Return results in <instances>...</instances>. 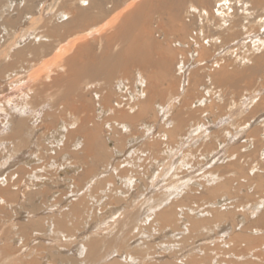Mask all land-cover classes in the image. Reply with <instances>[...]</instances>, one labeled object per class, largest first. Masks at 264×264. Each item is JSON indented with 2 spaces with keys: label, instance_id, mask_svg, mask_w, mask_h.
<instances>
[{
  "label": "bare ground",
  "instance_id": "1",
  "mask_svg": "<svg viewBox=\"0 0 264 264\" xmlns=\"http://www.w3.org/2000/svg\"><path fill=\"white\" fill-rule=\"evenodd\" d=\"M56 1H54L55 2L54 4H56ZM222 1H224V3L226 4L225 0H130L127 6H125L122 11L118 12L117 11L118 0H59L57 1L56 8L54 9L55 10L54 13L53 14L50 13L52 15L49 18L48 22L46 23L44 22L41 24V27H38L39 28L38 33H35V28L33 26L29 28L31 29V32L33 31V34L31 36L33 40L28 41L27 43L20 46L18 49H16L15 51L9 54V52H11L10 51L11 46L12 45L16 46L15 43L19 40V38L20 39L23 38L24 35L26 36V33H28V27L27 29H25L26 31L23 32L19 31L16 33V31L12 30L14 29V27H19V25L23 22V14L30 13L31 9L33 8H36L37 12L42 13L45 8L43 9V6L40 4L43 2V0L42 2H40V0H19L17 3L12 0H0L1 3L0 29L6 31V36H8V37L5 36L1 37L0 35V81L2 82L1 85L4 84L6 86L5 88H8V90L13 91L12 93L18 91L23 86L22 84L23 81H18L19 77L17 76L19 74H17V72L18 71L21 72V70L23 69V64L28 62L29 59L37 60L40 58L41 60L37 63L35 60L34 65L36 64L37 65L35 67L34 65H32L34 68L31 69V71L27 74L26 78L28 79V81L32 83V86L26 89V91L23 93L20 91L21 94L15 97L16 100L19 99L20 102L19 103L14 102L15 106H11V104L13 103V99H8V100L6 99L7 101H5L3 104L0 103V110H4V111L7 110V112L9 113V118L4 119V121L2 122L3 136H1L2 139H0L2 140L0 142L4 146L3 150L4 152H6L5 154L6 157L0 163V198L2 197L0 201L4 202L6 200L7 202L8 200H12L13 196H15L14 195L15 193L16 194L18 193V195L16 196L22 201H24L23 199L26 198L25 194L27 193V191H29V193L27 194L28 200L26 204H24V207H28V208L30 207L26 211L27 214L29 215L28 216L29 219H27L24 222L19 221L18 219L16 221V224L18 223V229H20V232L24 237L29 235L30 232L32 233L34 232L33 234L34 237L31 240H29V243L25 241L24 246H27L25 248L23 247V245L19 246V244L22 243L24 240L18 242V240L14 237L17 231L15 233L14 232L12 233L13 230L10 229L11 234H9V238L11 236L12 238L10 239H13L14 241V243L12 244L18 243L17 247L19 246V248H17L16 245L14 246L10 244L12 241L10 243H8L9 241L8 242L4 241L3 244L2 243L0 244L1 260L2 259L3 261L6 260L5 263L13 261L15 262L13 264H17V263L19 264V262L20 263L25 262L24 260L27 259L30 260L29 264H40L41 262L42 264L43 263L51 264L49 262L50 260L51 262H53L52 264H264V197H260L258 199L259 201H257L258 203L253 202L250 203L249 205L242 206V207H253L251 210L247 208L249 211L246 210L248 213L250 212L248 218L251 219L252 222L250 223H253V227L247 226L244 227L243 230L237 229V231H241V232L236 233L235 231L236 235L231 237L229 236L230 238H226L225 235L223 234L217 236L216 238L215 237L216 235L214 236V232H213L214 227L210 224L215 220L217 221L218 219H221V216L220 214H218V212L222 210L218 211L219 209H222L223 207L234 206L233 202L230 203L231 201L230 199L225 198V196L222 195L220 196V193L223 192L219 191L220 190L219 188H223L221 186H226V184L229 183V180H227V178H225L224 180V177H222V173L221 174L219 173L220 174L219 175L217 174L218 172L217 173L211 172L214 170H211L210 172L202 176V178H204L203 181L206 182L204 185L207 184L210 188L208 192H205L206 195L204 196V198L206 197L207 200L205 202H202L203 206L201 204H199L200 206L199 205L196 206V207H200L198 210H195L193 208L189 209L188 207L190 206L192 207V205L190 204V206H188L189 204L187 205L186 203H188L187 201L189 200L192 202L194 199L193 198L194 195L200 194L198 192V190H200V188L198 189V185L201 186L202 183L192 184L193 187L191 185V189L190 187H187L189 188L190 191L187 189L188 191L185 192L187 193V195L184 193L186 196L182 198H181V194L183 196V192L181 188H180L181 191H178L179 193L178 192L170 193L169 192L170 188H168L166 189L168 193L166 192L163 193L161 198H156L158 193L157 195H155L156 190L155 191L152 190V192L154 191L155 193L154 195L156 202L154 204L152 203L154 201H150L152 203L153 208H151V210L147 212L145 211L146 209L143 210V208H141L142 204H139L141 201L138 203L139 205H135L136 202L133 201H132L133 203L132 202L129 203L128 199H131L132 197L130 196L131 198L126 199V197L128 196V190H125L127 191V193L125 191L123 192L121 190H118L116 188L117 184L115 185L113 183H116L114 182V178H117L116 180L118 181L122 180V183L128 189L130 186H132L131 182L133 183L135 180L134 179L135 177L134 178L131 177L132 175L131 171L134 172L132 173L134 174V176H136V178L138 175L141 176V174L144 176L145 171L148 170L147 168L149 167L147 163H150L148 161L147 163L145 162L144 159L146 158L145 153H148V155H152L151 148L158 149L160 141H157L158 139L156 141L154 140V142H151L149 140L144 141L139 146L140 149L137 150L136 147L133 149L130 146L131 149L133 150H130L129 153H127L128 160L123 159L122 162H120L119 160H114L115 158L111 159L112 154L116 153L120 155V153L122 154V152H124L125 150L121 152L118 150L114 151L115 149L113 147L108 148V145L104 141L101 132L102 124L104 123L106 125V122H109L110 120L109 118H105L104 116L102 117V113L106 112L107 114L110 115L112 114L114 120L136 123L139 119L141 120L149 114V109H153L151 108V106H153L152 104L153 100L154 98H157L155 96H158L163 92V89H166V88L162 89L161 85L163 83H168V81L170 80L169 74L171 76L172 68L174 65H175L174 66L175 72L176 74L179 75L180 80L183 79V78L181 79V75L185 76V71L187 67V65H185L186 64L185 62H187L189 59L194 60L193 61L194 63L202 66L200 67L201 68L200 70L204 73V71H206L205 70L206 63H208L212 58L211 57L212 51L213 50L215 51V49L218 47L221 46L223 47L224 45L227 46V44L231 41L233 42L232 37H235V34L238 33L239 29H237V27H239L240 25L235 23H228L227 26H225L224 23L223 25L220 22V21L226 22V19L229 17V13H230L228 12V9L229 10L231 9V6L225 8V5L222 3ZM187 2H189V5L188 6L186 5L187 8L184 9V6ZM213 3H215V5ZM251 3H250V7L252 8L255 7V5H257L256 9L257 8L264 9L263 7L264 0H251ZM48 6L50 5L48 4ZM215 7L218 8V10L215 11L216 9ZM154 11L156 12V15L155 14L154 15L158 16L157 18H159V20L155 21L154 19V21H152L153 17L151 16ZM108 14H111L110 18L107 19V22L105 24L101 25L100 24V21L102 20L101 18L106 17ZM42 15L41 17L44 18V16ZM161 16L162 17L165 16L164 17L165 23L161 20L162 18L160 19ZM263 16L264 15H262V17ZM27 20L28 19H26L25 21L27 22ZM53 20L57 22L53 23L52 22ZM186 21H188L189 24ZM153 22H155L156 26L152 25ZM194 24L196 25L192 26ZM221 26H223L222 29ZM9 29H11L10 33H9ZM174 38L176 39L174 41H171ZM170 42L174 47L173 49L170 46ZM254 46H256L257 49H260L262 51L254 58L252 56L253 59H251V61L250 59H248V61H250L249 65L245 68V70L243 69L242 72L239 71L229 72L227 69H225L227 68L225 67L227 63L224 64L225 60L221 58L223 65L221 63H217L216 60L213 61V63L217 64L219 70L216 73L214 72L215 74H210V73L205 74L206 77L208 76L207 78L211 80V82H215L217 85L219 84L218 81L219 78L226 79L228 83L230 82L229 85L231 87L239 86L238 81H240V78H243L244 84L246 85V90L248 89L250 90L253 87V84L257 83V82L254 83V81H256L255 79L257 78V74L264 67V40H257L255 43H253V46L250 47H254ZM176 58H177L176 61L177 63L174 64V60H176ZM31 62H28V66H30L29 64ZM55 67L58 68L60 67L61 71H58L55 74H53V71H51V69L53 70L55 69ZM188 70H192V68ZM132 73H133V78L135 79V81L133 80V82L138 85V88H136L135 91L134 89H132L133 92L131 90V93L130 94L128 93L129 96H125L127 94L123 95V92L119 90V88L120 89L124 88V87L121 88V86H123L122 82L121 85L120 84L118 85V90H116V87L117 84L119 83L118 81H120L119 80L120 77L124 78L127 77V75L129 74H130L129 76H131ZM198 74H199L198 69L197 70L194 69V71L191 73V77L195 78L193 83L196 85L200 82L203 76L199 74L201 76L199 77ZM229 76L232 79L230 81L229 79H227ZM22 80L25 79L23 78ZM142 80L144 81L143 86H142ZM186 83L187 84L185 87L189 85L188 82ZM178 85H180V83H178ZM198 86H200V84H198L196 88H198ZM193 88H195V86ZM167 89L170 88L168 87ZM168 91L169 90H167L166 92ZM117 94L120 95L118 99L119 101H115L114 105L116 107L114 106L112 107L113 104L112 105L109 104ZM183 96L185 97V95ZM259 98L261 99H258L256 103L253 105V107H251L250 111L248 112V115L249 114L254 115L258 112L260 108L264 107V99L261 96H259ZM254 99L255 97L253 96L247 101V103L252 104ZM202 100H198V101H202ZM167 102L165 103L166 105H164L165 107L158 105L159 111L160 108H162V110L160 111L162 115L161 117L162 123L161 124L159 123L162 126L159 125L160 127V129H158L159 137L161 138L165 148H167L168 145L171 146V144L172 145L179 144L182 147L185 141L187 142L193 141L194 143L198 138H203L202 141L207 140L208 143L211 145L213 144V142H215L216 144L218 140L217 135L216 137L214 135H213L214 137H212L211 133H208L206 131L207 128H200L206 125L204 121L203 122L201 121L202 119H200L199 121L194 120L195 115H197V113L199 112L198 110H191L193 107L191 109L186 108L184 110V107H182L181 104L178 103L180 104L179 105L180 107L178 108V110L173 111L174 109L170 107V105L167 104ZM5 106H7L8 108H6ZM44 106L46 107V109H44L43 111L44 115H42L43 116L42 119L41 116L39 119L37 117L39 116V114L36 113L35 108L44 107ZM124 107L126 108L127 112L129 111V114L125 111ZM240 107L244 108V105L243 106L239 105V108H237V110L238 109L240 110ZM109 108L110 109L113 108L114 111L109 110ZM116 108H118L119 110L116 111L115 110ZM29 110L31 111L30 113L28 112ZM243 110L239 111L238 115H241V113L244 112ZM159 111L157 113L160 114ZM202 111L205 110L203 109L200 110V113H202V115H206L205 112ZM112 115L110 116V118L112 117ZM192 118L194 120V122H192L193 126L188 124V122ZM39 120L47 121L49 125L53 124L57 126V128L58 126H60L61 128V129L59 128L60 133H58L57 135L55 134L54 138L53 135L44 133L49 131L48 127L50 126H47V129L45 128L48 131L46 130L43 131L42 128V131L40 132H43L44 135L43 140L47 141V142L44 141V144L42 143V145L36 144V142H38L36 138L37 133L40 130L38 125ZM140 120L139 122L142 121ZM230 120L231 119H229V121ZM31 121L32 122L34 121L32 125L29 124V122ZM110 124L111 123H107L106 127L111 128ZM126 125L121 124L122 130L125 132L128 128ZM248 125L250 126V124ZM261 125H262L261 131H264V123H262ZM247 127L248 126H244L243 128H247ZM57 128L56 130L55 129L54 130L55 131L59 130ZM151 128H153V126ZM226 129L229 128L227 127ZM128 131H130V128ZM244 131L246 132L247 130L244 129ZM256 131H257L256 128L250 129L249 132L247 131L249 134L253 136L252 138L253 141H255L256 139L255 137ZM212 132H214V129ZM218 133L219 131L217 132V134ZM235 135H237V133ZM144 136L145 135H143V137ZM228 138H226V140ZM219 139H220L219 141L225 143L223 140H221V138ZM248 143L249 142H247V144ZM215 144L214 146H212V148L215 147ZM217 144L219 143L217 142ZM135 145L136 143L134 144V146ZM22 147L27 149L30 148L31 149L30 155H32L33 158L31 160H29L30 159L29 158L28 160H25L22 165L17 166V168L14 169L13 174L10 173L9 176H6V174H4V176H1L3 175V172L6 169H9L14 165V164L10 165V163L13 162V158H14V155L12 156L13 154L12 151L15 148L23 149ZM43 148L46 149L45 152H42ZM244 151H246V149H244ZM157 152H160V150ZM52 154L58 157V160L57 158L55 160L57 162L53 160ZM176 154L178 155L179 153L176 152ZM176 154H175V158H176ZM199 154L201 155V153ZM207 154L209 155V152H207ZM240 154H242V152ZM240 154L238 153V156H240ZM193 155L195 154L187 153L183 156L182 159L180 158L181 159L179 160L180 166L178 169H181L182 167L186 166V164H191V161L200 160L202 157L203 159H205L210 156V155L206 156L205 154H202V156L199 155L195 157ZM37 156L38 158H40L41 164L42 165L44 164V166L40 165L37 168V164L31 162V161H35L34 158ZM69 156L70 158L68 159H71L74 162V164L79 161L82 165L85 166L84 168L85 173H83L84 174L83 178L85 181L86 180L87 181L86 182L83 181V183L85 182V184H83L84 185L83 188L80 186H79L80 188H78V186L75 184V181L73 182V184L68 183L67 188L68 189L71 188V191L70 190H69L70 192L66 191L69 193L65 195L64 199H68L69 196L72 198V196H77L80 194L84 195L85 193H86L85 194L86 198L82 199L81 197L78 198L77 196L76 198L75 197L73 198L74 200L76 199L75 202L71 201L65 204L64 202L66 200L64 201L62 200L59 202L56 201L54 203H51L52 202L51 200L50 202H48L49 200L47 201L46 199L42 201L43 196H46L47 194L46 193L48 191L47 188L51 187L52 181L55 180L54 182H56V176H58L56 175L53 177L50 174L51 170L52 171L56 170L55 167L57 166L58 161H60L59 163L60 165L61 162L64 161V159H66ZM235 156H236L235 158L237 159L236 154ZM244 156L245 155H243V157ZM247 156L248 153H246V159H244L245 157L243 158V160L241 159L243 164H240V161L239 164L237 162L236 165L237 172L241 171L243 167L247 163H249V162L244 163V161H249V157L247 158ZM117 158L120 159V157L118 156ZM122 158L126 159V156L125 157L123 156ZM112 160H114L115 163L119 161L117 162L118 163L117 166L114 163L115 167H113ZM230 160L228 158L227 161ZM234 160L232 161V163L234 162ZM201 161L203 162L202 159ZM201 161L199 163H201ZM142 162L146 164L143 165ZM204 162L206 161L204 160ZM98 163L101 164L102 166L104 165L106 167L104 169H109L108 170L109 173L107 172L108 174L106 176L105 173L102 175L100 174L99 171L101 170V168L99 171H96L99 173L96 172L92 173L98 168ZM72 164L70 166H72ZM192 164L194 165L193 167H195V164L194 163ZM252 164L249 165V167H250V174H253L254 189L255 191H257L255 193H258L260 191L264 192L263 191L264 185L260 180L261 175L262 176L264 175V169H260L259 172L256 169V166H258L257 163H255L253 167ZM140 165L142 166L141 169L142 171L139 170V167H141ZM227 165L230 168V164ZM75 166L77 168H75L74 171L75 172L80 171L78 170L80 169L78 164L77 165L75 164ZM228 166L225 167L227 168ZM120 167L122 168L127 167L126 171L123 168L124 172H127V175H124L123 171L120 172L121 174L123 172L124 176L118 175L117 172L118 170H120ZM53 168L55 169L53 170ZM62 168L61 170H63ZM178 169L176 168L175 170L179 172ZM230 169L233 170L234 167ZM171 170H173V168ZM201 170L203 171L204 169ZM222 170H225V168ZM154 171L155 170L152 169V172ZM233 171L236 170L234 169ZM183 172L185 173V171ZM155 173H156L155 175L157 176L158 171H156ZM231 173L232 172H230V174ZM240 173L241 172H239V174ZM49 174L51 175V178L48 177L50 176ZM171 175L176 176L177 174L174 172ZM156 176L154 177L152 175L153 180L156 178ZM183 176H185V174ZM81 177L82 175L79 178ZM61 178L62 177H60L59 179ZM139 178L137 179L139 180ZM231 178L233 179L232 176ZM49 179L52 181L50 182ZM79 182L80 179L78 183ZM192 182L194 183V181ZM199 182H201V179ZM74 184L77 187H75ZM148 184L150 185L151 181ZM145 185L146 184H144V186ZM194 185L197 188L194 187ZM227 185L229 186L230 183ZM236 185H238V183ZM133 186L134 188H136V185ZM122 187L121 188L119 187V189H122ZM227 187L224 188L223 190H227L228 189ZM237 188L244 189V186H242L241 184V187L238 186ZM201 189L203 190L202 187ZM132 191L134 190L132 189ZM142 191L144 190H141V192ZM95 192H96V196L93 195V193L95 194ZM130 194H131V190H130ZM139 194L141 195V193ZM102 195H108V197L106 196V199L109 202L110 201L112 202L113 200L111 199H114V197L115 199H118L117 197H120V199L122 198L125 199L124 202L122 201L123 203L122 206L125 208L123 212L121 211V214H123L122 216L120 213H118L121 217L117 214H116L117 216L112 215V217L110 218L111 220L103 221L101 223L103 225L101 227V225L100 226L94 225L97 223H93L92 225L93 222L92 218L93 215L96 218L100 214L101 208L97 209L98 207L96 206L99 205L98 203L101 201L99 202L98 200L96 201L95 199L97 198L95 197H99V196L102 197ZM238 195L236 194V199ZM153 196H149V197H153ZM251 196L252 194H250V197ZM63 197L64 196H62V198ZM149 197H147L148 200ZM233 197L235 198V196ZM137 198L139 199L140 197ZM227 199L230 200L229 204L227 203L228 202ZM239 199L241 200V198ZM133 200L135 201V199ZM9 202L10 201H8V203ZM16 202L13 203L16 204ZM83 203L84 204L90 203V205L95 206L93 212H91L93 207H91L90 209V207L83 206L82 205ZM117 203L119 205V202ZM122 203L120 202V204ZM48 207L49 208L57 207V209L55 208V211H51L53 208L48 209ZM182 207L187 208L186 211H184V212L188 211V215H186L187 217L190 216L189 214H193L190 217H194L196 216V214L199 213L198 217L202 216L203 217L202 219H204L205 229L203 228V225L201 226L198 224L195 217H194L195 220L193 219L188 222V219L183 215ZM211 207H213V209ZM216 207H220V208L217 209ZM237 207L239 209L240 206ZM180 209L182 212L180 211ZM108 210L110 211V209ZM153 210H157V211L151 213ZM49 211H51V213ZM109 213L106 212L105 214L107 215ZM17 216H18V212L15 217L17 218ZM107 217L109 219V215H107ZM9 220H11V218ZM237 223H239V221ZM13 225H15L14 222ZM175 226L183 228V231L181 229L182 232H180V234L179 232L178 233L171 232L173 231V229L169 231L171 227L175 228L174 230L176 231ZM220 229L223 228L221 227ZM0 232H2V230H0ZM6 232L9 233V230L8 231L6 230ZM233 233L234 232H232V234ZM3 234L4 236H6L5 233ZM71 237L72 239H69ZM36 239H39L38 243L44 240L47 244V247L46 248L38 247L41 246L43 243L40 245L37 242L33 243L34 241H36ZM66 240H68L67 244H66ZM164 241L167 242L165 243ZM69 244H71L72 246H70ZM22 250L24 252H26L25 250L27 251L30 250L31 252L27 254L24 253L23 255ZM246 254L249 255L250 258L247 257ZM8 264H12V263H8Z\"/></svg>",
  "mask_w": 264,
  "mask_h": 264
},
{
  "label": "rangeland",
  "instance_id": "2",
  "mask_svg": "<svg viewBox=\"0 0 264 264\" xmlns=\"http://www.w3.org/2000/svg\"><path fill=\"white\" fill-rule=\"evenodd\" d=\"M12 1H14V2H18L19 0H12ZM54 1H56V0H43V2H42V0H40V2H42V3H40L42 6H43V9H44V13L42 12V13H39V12H37V9L36 8H33V9H31V11H30V13H25V14H23V22L19 25V27H14V29H12V30H14V31H16V33L17 32H23V31H26L25 29H27V27H28V33H26V36L24 35V37L23 38H19V40L15 43L16 44V46L15 45H12L11 46V49H10V51L11 52H9V54L10 53H12L13 51H15L16 49H18L20 46H22V45H24L25 43H27L28 41H31V40H33L32 39V34H33V31L31 32V29H29L30 27H34L35 28V33H38L39 31H38V27H41V24L42 23H46V22H48V20H49V18L51 17V15L54 13V9L56 8V4H57V1H59V0H57L56 1V4H54L55 2ZM130 2V0H118V2H117V6H118V9H117V11L118 12H120V11H122L123 9H124V7L125 6H127V4ZM225 2H226V4L224 3V1H222V3L225 5V8H228L229 6H231V9L229 10L228 9V12H230L229 13V17L226 19V22H222V21H220L222 24L224 23L225 24V26H227V24L228 23H235V24H239L240 26L239 27H237V29H239V31H238V33H236L235 34V37H232L233 38V42L231 41V42H229L228 44H227V46L226 45H224L223 47L221 46V47H218V48H216L215 49V51L213 50L212 51V58L210 59V61L208 62V63H206V68H205V70L206 71H204V73L200 70L201 68L200 67H202V66H200V65H198V64H196V63H194L193 61L194 60H188L187 62H185L186 64L185 65H187V67H186V71H185V76L184 75H181V79L182 80H180L179 79V75L178 74H176V72H175V65L173 66V68H172V74H171V76H170V74H169V77H170V80L168 81V83H163L162 85H161V87H162V89L163 88H166V89H163V92L161 93V94H159L158 96H155V97H157V98H154V100H153V106H151V108H153V109H149V114L145 117V118H143V119H139L141 122H139V120L136 122V123H129V122H122V121H118V120H114V117H113V115H112V117L110 118V114H107L106 112H104V113H102V117L104 116L105 118H109L110 120H109V122H106V125H107V123H111L110 125H111V128L112 127H114V128H112L113 129V131H112V129L111 128H107L106 127V125L103 123L102 124V127H101V132H102V136H103V138H104V141L107 143V145H108V148H114L115 150L114 151H116V150H118V151H124V152H122V154L120 153V155H118V154H112V158L111 159H114V160H119L120 162H122V160L124 159V160H128V158H127V153H129V151L130 150H133L135 147H136V150L137 149H140V145L144 142V141H147V140H149V141H151V142H154V140L156 141L157 139V141H160V144H159V148L158 149H152L151 148V154L152 155H148V153H145V157L146 158H144L145 159V162L147 163V161L148 162H150V163H147L148 165H149V167L147 168L148 170H146L145 171V174H144V176L141 174V176H137V178H139V180L136 178V176H134V172L133 171H131V177L132 178H134L135 180H134V184L131 182V184H132V186H130L128 189H127V187L122 183V180L121 181H118V180H116L117 178H114V182H116V183H113V184H117L116 186V188L118 189V190H121V191H125V190H128V196L126 197V199H128V198H131V199H128V202L129 203H131L132 201L133 202H136V204L135 205H139V204H142V207L141 208H143V210H145V211H147V212H149L150 210H151V208H153V206H152V203H154L155 204V202H156V200H155V195H157V193H158V195L156 196V198H161L162 197V194L163 193H168L167 191H166V189H168V188H170V193H175V192H178V191H181V189H182V192H183V196H182V194H181V198L182 197H184V196H186L187 195V193H185V192H187L188 190H189V188H187V187H190V189H191V185L192 184H201V186L200 185H198V189L200 188V190H198V192L200 193V194H196V195H194V199H193V201L192 202H197V203H192L190 200L189 201H187L188 203H186L188 206H190V204L192 205V207L190 206V207H188L189 209H191V208H193V209H195V210H198L200 207H196V206H198L199 204H203L202 202H205L206 200H207V198L205 197L204 198V196L206 195L205 194V192H208V190H209V186L207 185H204L206 182L205 181H203L204 180V178H202V176H204V174H206V173H208V172H210L211 170H214V171H211V172H218L217 174H221L222 173V177H224V180H225V178H227V180H229V183H230V185L228 186L227 184H229V183H227L226 184V186H221V187H223V188H219L220 190V192H223V193H220V196L222 195V196H225V198H228V199H230V200H228V204H229V201H230V203H232L233 202V204H234V206L233 207H223L222 209H219L220 207H216L217 209H219L218 211H220V210H222V211H220V212H218V214H220V216H221V219H218L217 221L215 220L214 222H211L210 224L214 227V236L217 238V236H219V235H221V234H223V235H225V237L226 238H230L231 236H234V235H236V233L238 232H241V231H237V229H240V230H243V228L244 227H253V223H250V222H252L251 221V219L250 218H248L249 217V214H250V212L248 213L246 210H248V209H252L253 207H242V206H246V205H249L250 203H258L257 201H259L258 199L260 198V197H264V192H262V191H260V192H258V193H255V192H257V191H255V189H254V186H253V183H254V180H253V174H250V167H249V165H251L252 163V167H253V165H255V163H257V165L258 166H256V169L260 172V169H264V131H261V124L262 123H264V107H262V108H260L259 110H258V112L256 113V114H254V115H251V114H249L248 115V112L250 111V109H251V107H253V105L256 103V101L258 100V99H261V98H259V96H261L263 99H264V67L262 68V70H260L259 71V73L257 74V78L255 79L256 81H254V83H256V84H253V87L249 90L248 88V90H246V85L244 84V79L243 78H240V81H238V84H239V86H230L229 85V83H228V81L226 80V79H221V78H219L218 79V81H219V84L217 85L215 82H211V80H209L207 77H206V75L205 74H215L218 70H219V67H217V64H215V63H213V61H217V63H221L222 64V61H221V58L222 59H224L225 60V62H224V64L225 63H227L226 64V66L225 67H227V68H225V69H227L229 72H233V71H235V72H242L243 71V69L245 70V68L249 65V62L251 61V59H253L256 55H258V54H260V52L262 51V50H260V49H257L256 48V46H254V47H250V46H253V43H255L257 40H264V26H263V24H264V20H263V18H264V16L262 17V15H264V9L262 8V9H256V6L257 5H255V7H250V3H251V0H225ZM244 2V3H243ZM45 3V4H44ZM55 5H53V4ZM238 3V4H237ZM48 4L50 5V6H48ZM214 5H215V3H213ZM252 4V3H251ZM0 5H1V3H0ZM189 5V2H187L186 4H185V6H184V9L185 8H187V6ZM243 5V6H242ZM53 6V7H52ZM48 7H51V8H48ZM120 7V8H119ZM243 7V8H242ZM262 7V6H261ZM261 7H259V8H261ZM264 7V6H263ZM1 8V7H0ZM47 8V9H46ZM216 8V7H215ZM214 8V9H215ZM216 10H218V8H216L215 9V11ZM52 11V12H51ZM114 11H116V10H114ZM234 11V12H233ZM46 13V14H45ZM50 13H52V14H50ZM30 14V15H29ZM43 14V15H42ZM156 15V12L154 11L153 13H152V16L151 17H153L152 19V21H154V19H155V21L156 20H159V18H157L158 16H155ZM184 14H185V11H184ZM34 15V16H33ZM41 15L42 16H44V18H42L41 17ZM46 15V16H45ZM50 15V16H49ZM110 15L111 14H108L106 17H103V18H101L102 20L100 21V24L101 25H103V24H105L106 22H107V19H109L110 18ZM154 15V16H153ZM158 15V14H157ZM233 16V17H232ZM165 17V16H164ZM164 17H160V19L165 23V18ZM189 17H191V16H189ZM260 17V18H259ZM41 18H42V20H41ZM26 19H28L27 20V22L25 21ZM53 23H56L57 21H55V20H53L52 21ZM186 22H188V21H186ZM30 24V25H29ZM50 24H52V23H50ZM188 24H189V22H188ZM223 24V25H224ZM99 25V24H98ZM152 25L154 26L155 25V22H153L152 23ZM196 24H194V25H192V26H195ZM151 26V25H150ZM156 26V25H155ZM244 26V27H243ZM223 28V26H221V29ZM224 28H226V27H224ZM37 29V30H36ZM154 29H156V28H154ZM219 29V28H218ZM34 30V29H33ZM10 31H11V29H9V33H10ZM5 32V33H4ZM4 33V34H3ZM30 33V34H29ZM0 35H1V37H3V36H5V37H8V36H6V31H4V30H1L0 29ZM18 39V38H17ZM176 38H174V39H172L171 41H174ZM257 39V40H256ZM253 40H255V41H253ZM166 41V40H165ZM170 46L172 47V49L174 48L173 46H172V44H171V42H170ZM229 46V47H228ZM251 49V50H250ZM192 52V51H191ZM254 54V55H253ZM186 56H187V54H186ZM252 56H253V58H252ZM179 57H180V55H179ZM244 57V58H243ZM178 58V57H177ZM177 58H176V60H174V64L175 63H177L176 61H177ZM188 58V57H187ZM243 58V59H242ZM237 59V60H236ZM248 59H250V61H248ZM7 60V59H6ZM36 60V59H35ZM35 60H31V59H29L28 60V62H31L29 65L30 66H28V62H26V63H24L23 64V69L21 70V72L20 71H18L17 72V74H19L17 77H19L18 78V81H23V86L18 90V91H15L14 93H12L13 91H10V90H8V88H5L6 86L4 85V84H2L1 85V81H0V85H1V87H0V103L1 104H3L5 101H7L8 99H13V103L11 104V106H15V104H14V102L15 103H19L20 102V100L18 99V100H16V96H18V95H20L21 93H20V91L23 93V92H25L26 91V89H28V88H30L31 86H32V83L30 82V81H28V79L26 78L27 77V74L31 71V69H33L36 65H34V63H35ZM38 60V61H37ZM36 60V63L37 62H39V61H41L40 60V58L39 59H37ZM218 60H220V61H218ZM235 60V61H234ZM228 61H229V63H228ZM62 63V62H61ZM194 64H196V65H194ZM229 64H231V65H229ZM32 65H34V67L32 66ZM223 65V64H222ZM229 65V66H228ZM219 66V65H218ZM28 67V68H27ZM195 67H197V68H195ZM192 68V70H188V69H191ZM195 70H197L198 69V73L202 76V78H201V80H200V82L198 83V84H200V86H198V88H196L197 87V85L196 84H194L193 82H194V79L195 78H192L191 77V73L194 71V69ZM237 68V69H236ZM29 70V71H28ZM237 70V71H236ZM28 71V72H27ZM51 71H53V74H55L56 72H58V71H61V68L59 67H55V69H51ZM55 71V72H54ZM187 71H189V72H187ZM215 72V73H214ZM22 75H21V74ZM52 73V72H51ZM16 74V75H17ZM198 74V76L199 77H201L200 75ZM15 75V76H16ZM130 75V74H129ZM129 75H127V77H124V78H122V77H120L119 78V80L120 81H118L119 83L117 84V87H116V90H118V85L120 84L121 85V82H122V85L123 86H121V88H123V89H120L119 88V90H121L122 92H123V95H125V94H127V95H125V96H129L128 95V93L130 94L131 93V90L132 89H134V91H135V89L136 88H138V85L136 84V83H134L133 82V80L135 81V79L133 78V73H132V75L131 76H129ZM205 75V76H204ZM22 77V79L24 78L25 80H22L21 79V77ZM129 76V77H128ZM190 76V77H189ZM174 77V78H173ZM192 78V79H191ZM186 79V80H185ZM191 79V80H190ZM227 79H229V81L230 80H232L231 78H230V76L227 78ZM173 80V81H172ZM175 80V81H174ZM173 82V84H172V82ZM181 81V82H180ZM170 82V83H169ZM175 82V83H174ZM186 82H188V84L190 85V87H191V89H190V87H189V85L187 86V87H185L186 86ZM243 82V83H242ZM143 83H144V81L142 80V86H143ZM178 83H180V85H178ZM212 83V84H211ZM237 83V82H236ZM253 83V82H252ZM28 84V85H27ZM30 84V85H29ZM116 84V83H115ZM134 84H136V85H134ZM260 84V85H259ZM259 85V86H258ZM27 86V87H26ZM173 86V87H172ZM195 86V88H193ZM255 86V87H254ZM259 88H258V87ZM263 88H262V87ZM170 88V89H167V88ZM171 87H172V89H171ZM177 87V88H176ZM189 87V88H188ZM257 87V88H256ZM261 87V88H260ZM24 88V89H23ZM126 88H128V89H126ZM176 88V89H175ZM178 88H179V90H178ZM174 89V90H173ZM185 89V90H184ZM189 89V90H188ZM257 89H258V91H257ZM3 90V91H2ZM165 90V91H164ZM167 90H169L168 92H166ZM173 90V91H172ZM178 90V91H177ZM187 90H188V92H187ZM2 91V92H1ZM184 93H183V92ZM207 91H209V92H207ZM254 91V92H253ZM132 92H133V90H132ZM180 92V93H179ZM206 92V93H205ZM251 92V93H250ZM179 93V94H178ZM182 93H183V95H185V97L182 95ZM13 94V95H12ZM193 94V95H192ZM249 94V95H248ZM173 97H172V96ZM175 95V96H174ZM197 95V96H196ZM14 96V97H13ZM119 96L120 95H115V97L111 100V102H110V104L109 105H112V107L114 106V107H116L114 104H115V101H119L118 99H119ZM255 97V99H254V101L252 102V104H249V103H247V101L250 99V98H252V97ZM5 97V98H4ZM13 97V98H12ZM175 97V98H174ZM234 97V98H233ZM248 97H250V98H248ZM91 98V97H90ZM163 98H164V100H163ZM178 98V99H177ZM220 98V99H219ZM7 99V100H6ZM121 99V98H120ZM172 99V100H171ZM176 99V100H175ZM182 99V100H181ZM202 99H204V100H202ZM16 100V101H15ZM174 100V101H173ZM179 100V101H178ZM186 100V101H185ZM198 100H202V101H198ZM207 100V101H206ZM219 100V101H218ZM157 101V102H156ZM168 101V102H167ZM185 101V102H184ZM214 101V102H213ZM245 103H244V102ZM167 102V104H169L170 105V107H172L171 109L173 110V111H175V110H178V108L180 107L179 105L181 104V106L182 107H184V110L186 109V108H192L191 110H198L196 113H197V115H195V118H194V120H200V119H202L201 121L203 122H205V126H202V127H200V128H207V132L208 133H211V135H212V137H216V135H217V138H218V140H217V142L219 143V144H217V142H216V144H215V142H213V144L211 145V144H209L208 143V141L207 140H205V141H202L203 140V138H198L194 143H193V141H185V143L182 145V147L178 144V145H172L171 144V146L170 145H168V147L167 148H165V146H164V144L162 143V140H161V138L159 137V130L158 129H160V127H159V125L162 123V119H161V117H162V115H161V110H162V108H160V111H159V109H158V105L159 106H163V107H165L164 105H166L165 103ZM234 102V103H233ZM236 102V103H235ZM158 103V104H157ZM177 103V104H176ZM178 103H180V104H178ZM183 103V104H182ZM206 103V104H205ZM238 103V104H237ZM14 104V105H13ZM161 104V105H160ZM190 104V105H189ZM201 104V105H200ZM212 104V105H211ZM220 104V105H219ZM184 105V106H183ZM239 105L240 106H243L244 105V108L243 107H240V110L238 109L237 110V108H239ZM174 106V107H173ZM197 106V107H196ZM199 106V107H198ZM233 106V107H232ZM6 108H8L7 106H5ZM220 107V108H219ZM222 107V108H221ZM236 107V108H235ZM3 108V107H2ZM229 108V109H228ZM244 110H243V109ZM36 109V113H38L39 114V116H37L39 119H40V116H41V119H42V115H44L43 114V111H44V109H46V107L44 106V107H36L35 108ZM124 109H125V111H126V108L124 107ZM205 110V111H202V112H205V114L206 115H202V113H200V110ZM210 109V110H209ZM244 111V112H242L241 113V115H238L239 113V111H242V110ZM108 110V109H107ZM109 110H113L114 111V109L113 108H109ZM116 111L117 110H119L118 108H116L115 109ZM168 110H169V108H168ZM229 110V111H228ZM262 110V111H261ZM160 112V114L159 113H157V112ZM218 111V112H217ZM29 113L31 112L30 110L28 111ZM95 112H97V111H95ZM110 112V111H109ZM127 112V111H126ZM154 112V113H153ZM236 112V113H235ZM128 114H129V111L127 112ZM2 114V115H1ZM104 114V115H103ZM223 114V115H222ZM230 114V115H229ZM236 114V115H235ZM106 115V116H105ZM107 115H109V116H107ZM161 115V116H160ZM199 115V116H198ZM208 115V116H207ZM221 115V116H220ZM242 115H243V118H242ZM260 115V116H259ZM17 116V115H16ZM159 116V117H158ZM204 116V117H203ZM228 116V117H227ZM252 116H253V118H252ZM153 117V118H152ZM217 117V118H216ZM226 117V118H225ZM233 117V118H232ZM6 118H9V113L7 112V110L6 111H4V110H0V139H2V137L1 136H3V133H2V122L4 121V119H6ZM239 118V119H238ZM112 119V120H111ZM151 119V120H150ZM228 119V120H227ZM229 119H231L230 121H229ZM233 119V120H232ZM238 120V121H236V120ZM243 119V120H242ZM246 119V120H245ZM256 119V120H255ZM108 120V119H107ZM150 120V121H149ZM194 120H193V118L188 122V124L189 125H191V126H193V123L192 122H194ZM235 120V121H234ZM249 120H251V121H249ZM159 121V122H158ZM227 121V122H226ZM240 121H242V122H240ZM34 122V121H33ZM33 122L31 121V122H29V124H33ZM40 122H41V125H40ZM146 122V123H145ZM152 122V123H151ZM154 122V123H153ZM216 122V123H215ZM223 122V123H222ZM231 124H230V123ZM236 122V123H235ZM246 122V123H245ZM124 124V125H126V123H127V130H126V132L125 131H123L122 130V127H121V124ZM147 123H149V124H147ZM160 123V124H159ZM115 124V125H114ZM187 124V125H188ZM240 124H241V126H240ZM248 124H250V126L248 125ZM38 125H39V128H40V130L38 131V133H37V140H38V142H36V144L37 145H42V143L44 144V141L45 140H43V138H44V135H43V132H40V131H42V128H43V131H45L46 129H47V126H50V127H48V129H49V131L48 130H46V131H48V132H44V133H48V134H50V135H53V138H54V135L56 134H58V133H60V126H58V128H57V126H55V125H53V124H48V122L47 121H41V120H39V122H38ZM56 125H58V124H56ZM149 127V129H148V127ZM153 126V128H151L152 126ZM158 125V126H157ZM229 125V126H228ZM120 126V127H119ZM160 126H162V125H160ZM238 126V127H237ZM244 126H248L247 128H243ZM55 127V128H54ZM116 127V128H115ZM147 127V128H146ZM225 127V128H224ZM229 128V129H226V128ZM46 128V129H45ZM56 128L57 129H59V130H57V131H55L56 130ZM104 128V129H103ZM129 128H130V131H128L129 130ZM195 128V127H194ZM193 128V129H194ZM214 129V132H212L213 131V129ZM252 128H256L257 129V131L255 132V137H256V139H255V141H253L252 140V138H253V136L251 135V134H249L248 132L250 131V129H252ZM55 129V130H54ZM224 129H226V130H224ZM235 129V130H234ZM240 129V130H239ZM244 129L245 130H247L246 132L244 131ZM121 130V131H120ZM146 130V131H145ZM152 130H153V132H152ZM156 130V131H155ZM219 131V133L217 134V132ZM232 130V131H231ZM237 130V131H236ZM113 133H112V132ZM145 131V132H144ZM155 131V132H154ZM215 131H216V133H215ZM226 131H227V133H226ZM239 131V132H238ZM54 132V133H53ZM106 132V133H105ZM111 132V133H110ZM133 132V133H132ZM144 132V133H143ZM205 132V131H204ZM223 132H224V134H223ZM229 132V133H228ZM43 135H41V134ZM52 133V134H51ZM151 133H153V134H151ZM237 133V135H235ZM240 133H242V134H240ZM246 133V134H245ZM247 133H248V135H247ZM38 134H39V136H38ZM112 134V135H111ZM136 134V135H135ZM140 134H142V135H140ZM229 134V135H228ZM230 134H231V136H230ZM238 134H239V136H238ZM130 135H133V136H130ZM139 135V136H138ZM143 135H145L144 137H143ZM149 135V136H148ZM157 135V136H156ZM200 135V134H199ZM214 135V136H213ZM224 135H225V137H224ZM251 135V136H250ZM135 136V137H134ZM138 136V137H137ZM153 136V137H152ZM230 138H228V137ZM249 138H248V137ZM41 138V139H39V138ZM111 137V138H110ZM124 137V138H123ZM130 137H132V138H130ZM143 137V138H142ZM199 137V136H198ZM245 137V138H244ZM121 138V139H120ZM135 138H136V140H135ZM149 138V139H148ZM219 138H221V140H223L225 143H223L222 141H219L220 139ZM226 138H228L227 140H226ZM48 139H49V137H48ZM108 139V140H107ZM110 139V140H109ZM42 142H41V141ZM127 140V141H126ZM134 140V141H133ZM213 140V139H212ZM247 140V141H246ZM249 140V141H248ZM0 141H2V140H0ZM140 141V142H139ZM214 141V140H213ZM241 141H243V142H241ZM40 142V143H39ZM45 142H47V141H45ZM138 142V143H137ZM222 142V143H221ZM247 142H249L248 144H247ZM39 143V144H38ZM136 143V145L134 146V144ZM193 143V144H192ZM240 143H242V144H240ZM131 144V145H130ZM214 144H215V147H213L212 148V146H214ZM221 144V145H220ZM245 144H246V146H245ZM218 145V146H217ZM238 146V147H236V146ZM120 146H121V148H120ZM133 148V149H131V147ZM209 146V147H208ZM240 146V147H239ZM176 147V148H175ZM208 148V150H207V148ZM255 147V148H254ZM3 148H4V146H3V144L0 142V163H1V161H3V159L6 157L5 156V154H6V152H4V150H3ZM23 149H21V148H15L14 150H15V152H14V150L12 151V156L14 155V158H13V162H11L10 163V165H12V164H14L12 167H10L9 169H6L4 172H3V175H1V176H4V174H6V176H9V174L11 173V174H13V171H14V169H16L17 168V166H20V165H22L23 164V162L25 161V160H28L29 158V160H31L32 158H33V156L32 155H30V153H31V149L30 148H24V147H22ZM119 148V149H118ZM195 148V149H194ZM201 148V149H200ZM210 148H212V149H210ZM217 148H219V149H217ZM240 148V149H239ZM175 149V150H174ZM197 149V150H196ZM206 149V150H205ZM212 151V153H211V151ZM244 149H246V151H244ZM250 149V150H249ZM21 150V151H20ZM160 150V152H157V151H159ZM189 150H191V151H189ZM203 150H205V151H203ZM217 150V151H216ZM238 150V151H237ZM241 150V151H240ZM18 151V152H17ZM25 151V152H24ZM46 151V149L45 148H43V150H42V152H45ZM187 151V152H186ZM209 152V155L207 154V152ZM237 151V152H236ZM240 151V152H239ZM21 152V153H20ZM176 152L177 153H179L178 155L176 154ZM201 153V155L199 154V153ZM203 152V153H202ZM216 154H215V153ZM233 152H236V153H233ZM242 152V154L243 155H245L244 157H243V155L242 154H240ZM16 153V154H15ZM29 153V154H28ZM187 153H193V154H195V155H193V156H195V157H197V156H202V154H205L206 156H209V157H207V158H205V159H203V157L201 158L202 160H203V162L201 161V159L200 160H197V161H191V164H186V166H184V167H182L181 169H178L179 168V160H181L182 158H183V156L185 155V154H187ZM214 153V154H213ZM238 153L240 154V156H238ZM245 153V154H244ZM246 153H248V156H247V158L249 157V161H244V163H246V162H249V163H247L244 167H243V169L241 170V171H238L237 172V162H238V164H239V161H240V164H243L242 163V161H241V159L243 160V158L244 159H246ZM22 154V155H21ZM138 154V153H137ZM155 154V155H154ZM168 154V155H167ZM175 154H176V158H175ZM183 154V155H182ZM196 154H198V155H196ZM235 154L237 155V159H238V161H237V159L235 158L236 156H235ZM148 155V156H147ZM181 155V156H180ZM233 155V156H232ZM30 156V157H29ZM117 156L118 157H120V159L119 158H117ZM125 157L126 156V159L125 158H122V157ZM150 156V157H149ZM218 156V157H217ZM231 158H230V157ZM148 157V158H147ZM152 157V158H151ZM217 157V158H216ZM52 158H53V160L55 161L56 160V158H57V160H58V157L57 156H54L53 154H52ZM68 158H70V156L69 157H67L66 159H64V158H62V159H64V161H62L61 162V166L59 165V163H60V161H58V163H57V166L55 167L56 168V170H54L55 168H53V170L54 171H52L51 170V172H50V174L54 177V176H56V175H58V176H56V182H54V181H52V180H50V182L52 183L51 184V187L50 188H47L48 189V191L46 192L47 194H46V196H43V199H42V201H44L45 199L48 201V202H50V200L52 201L51 203H54V202H59V201H64V200H68L67 202L65 201L64 202V204L65 203H69V202H71V201H73V202H75L76 201V199L74 200L73 198L75 197H77L78 196V198H86L85 196V194L83 195V194H80V195H77V196H72V198L69 196L68 197V199H64L65 198V195L66 194H68L70 191H71V188L70 189H68L67 187H68V183H72L73 184V182L75 181V184L78 186V188H80V187H84V185L83 184H85V182L87 181H85L84 180V178H83V173H85V170H84V168H85V166L84 165H82L79 161L77 162V163H75L76 165L78 164V166H79V168L80 169H78V170H80V171H78V172H75L74 170H75V168H77L76 166H75V164H74V162L71 160V159H68ZM156 158V159H155ZM177 158H178V160H177ZM181 158V159H180ZM211 158V159H210ZM228 158H229V160L230 161H227L228 160ZM35 159V161H31L32 163H35V164H37V168H38V166H44V164L42 165L41 164V160H40V158H38V156L37 157H35L34 158ZM147 159V160H146ZM150 159V160H149ZM169 159H170V161H169ZM186 159V158H185ZM210 161H209V160ZM235 159V160H234ZM23 160V161H22ZM69 160V161H68ZM114 160H112V164H113V167H115V165L117 166V162H119V161H117L116 163L114 162ZM154 160V161H153ZM173 160V161H172ZM204 160L206 161V162H204ZM212 160V161H211ZM215 162H214V161ZM226 160V161H225ZM234 160V164L232 163V161ZM201 161V163H199ZM250 161H252V162H250ZM258 161V162H257ZM55 162H57V161H55ZM190 162V161H189ZM196 162V163H195ZM209 162V163H208ZM212 162V163H211ZM217 162V163H216ZM64 163V164H63ZM72 164V166H70L71 164ZM114 163H115V165H114ZM146 163H144V162H142V164L144 165V164H146ZM192 163H194L195 164V167H193L194 165L192 164ZM230 164V168H233L234 167V169L236 170V171H233V170H231L230 168H229V166L227 165V164ZM68 164V165H67ZM70 164V165H69ZM80 164V165H79ZM103 164V163H102ZM106 164V163H105ZM207 164V165H206ZM232 164V165H231ZM64 165V166H63ZM74 165V166H73ZM138 165H139V163H138ZM214 165V166H213ZM236 167H235V166ZM248 165V166H247ZM46 166V165H45ZM58 166H59V168H60V170H59V168H58ZM81 166V167H80ZM104 166V165H103ZM101 164H99L98 163V168L94 171V172H92V173H95L96 171H99L100 170V168H101V170L99 171L100 172V174L102 175V174H104L105 173V176L109 173V169H104V168H106L105 166L103 167ZM141 166V165H140ZM198 166V167H197ZM225 166H228L227 168L225 167ZM241 166V165H240ZM7 167V166H6ZM63 167V168H62ZM73 167V168H72ZM201 167V168H200ZM207 167V168H206ZM215 167V168H214ZM3 168H5V167H3ZM2 168V169H3ZM58 168V169H57ZM61 168L63 169V170H61ZM69 168V169H68ZM124 168V167H123ZM123 168L122 167H120V170H118V175H121V176H124V175H127V172H124V170H123ZM127 168V167H126ZM126 168H124L125 169V171H126ZM165 168H167V169H165ZM173 168V170H171ZM178 169V171L179 172H177L175 169ZM189 168V169H188ZM213 168V169H212ZM217 168V169H216ZM225 168V170H222V169H224ZM138 169V168H137ZM142 169V166L141 167H139V170L140 171H142L141 170ZM152 169H154L155 171L154 172H152ZM201 169H204L203 171L201 170ZM58 170V171H57ZM72 170V171H71ZM151 170V171H150ZM185 171V173L183 172V171ZM239 170V169H238ZM58 172V173H56V172ZM120 171H123L124 172V175H123V172H122V174H121V172ZM156 171H158V174H157V176L155 175L156 173ZM229 171V172H228ZM53 172V173H52ZM99 172H96V173H99ZM108 172V173H107ZM133 172V173H132ZM164 172V173H163ZM176 173L177 175L175 176H172L171 174H173V173ZM183 172V173H182ZM205 172V173H204ZM225 172V173H224ZM230 172H232L231 174H230ZM235 172V173H234ZM239 172H241L240 174H239ZM242 172H243V174H242ZM67 173V174H66ZM72 173V174H71ZM74 173V174H73ZM76 173V174H75ZM92 173H91V176H92ZM120 173V174H119ZM129 173V172H128ZM150 173V174H149ZM153 173V174H152ZM169 173V174H168ZM227 173H229V174H227ZM238 173V174H237ZM8 174V175H7ZM49 174V175H50ZM60 174V175H59ZM72 176H71V175ZM168 174V175H167ZM185 174V176H183ZM200 174H201V177H200ZM203 174V175H202ZM219 174V175H220ZM226 174V175H225ZM233 174V175H232ZM51 175L50 176H48V177H50L51 178ZM64 175V176H63ZM82 175V177L81 178H79L80 176ZM147 175H148V177H147ZM152 175L155 177L156 176V180L154 179L153 180V178H152ZM167 175V176H166ZM233 177V179L231 178V176ZM236 175V176H235ZM244 175V176H243ZM78 176V177H77ZM114 176V175H113ZM180 177V180H179V177ZM237 176H239V177H237ZM57 177H62L61 179H59V178H57ZM64 177V178H63ZM66 177V178H65ZM68 177H70V178H68ZM72 177H73V180H72ZM144 177V178H143ZM167 177V178H166ZM195 177V178H194ZM200 177V178H199ZM80 179V182L78 183V181H79V179ZM122 178V177H121ZM164 178H166V179H164ZM182 178H183V180H182ZM197 178V179H196ZM235 178V179H234ZM63 179V180H62ZM151 179V180H150ZM173 179V180H172ZM189 179V180H188ZM191 179V180H190ZM196 179V180H195ZM199 179V180H198ZM200 179H201V182H199L200 181ZM233 181H232V180ZM239 179V180H238ZM140 180H142V181H140ZM144 180V181H143ZM162 180V181H161ZM236 180V181H235ZM261 182L263 183V185H264V175L262 176L261 175ZM64 181V182H63ZM70 181V182H69ZM72 181V182H71ZM77 181V182H76ZM83 181H85L84 183H83ZM150 181H151V184L149 185L148 183H150ZM173 181V182H172ZM188 181V182H187ZM192 181H194V183L192 182ZM196 181V182H195ZM232 183H231V182ZM136 182V183H135ZM185 182V183H184ZM55 183V184H54ZM67 183V184H66ZM81 183H82V186H81ZM119 183H120V186H119ZM122 183V184H121ZM165 183V184H164ZM238 183V185H236ZM239 183H240V185H239ZM57 184V185H56ZM66 184V185H65ZM74 184V186L75 187H77L76 185ZM80 184V185H79ZM130 184V185H131ZM144 184H146L145 186H144ZM190 184V185H189ZM241 184H242V186H244V189L243 188H241V189H243V190H241L240 188H237L238 186H240L241 187ZM251 184V185H250ZM122 185H123V187H122ZM133 185H136V188H134V186ZM142 185V186H141ZM189 185V186H188ZM55 186V187H54ZM59 188H57V187ZM80 186V187H79ZM162 186H163V188H162ZM177 186H178V188H177ZM228 186V187H227ZM237 186V187H236ZM248 186V187H247ZM250 186V187H249ZM75 187H74V189H75ZM119 187L121 188L122 187V189H119ZM126 187V188H125ZM142 187V188H141ZM145 187H146V190H145ZM152 187H154V188H152ZM192 187H193V185H192ZM194 187H196L195 185H194ZM201 187L203 188V190L201 189ZM228 188L227 190H223L224 188ZM246 187H247V189H246ZM54 190H53V189ZM131 188V189H130ZM181 188V189H180ZM183 188H184V190H183ZM197 188V187H196ZM205 188H208V189H205ZM64 189V190H63ZM66 189V190H65ZM73 189V190H74ZM124 189V190H123ZM132 189L134 190V191H132ZM136 189H137V191H136ZM139 189V190H138ZM180 189V190H179ZM188 189V190H187ZM231 189V190H230ZM70 190V191H69ZM130 190H131V194H130ZM141 190H144V191H142L143 192V194H142V192H141ZM148 190V191H147ZM152 190H156L155 191V193H154V191L152 192ZM202 190V191H201ZM230 190V191H229ZM240 190V191H239ZM245 190H247V191H245ZM10 191H12V190H10ZM66 191H69V192H66ZM77 191V190H76ZM140 191V192H139ZM146 191V192H145ZM151 191V192H150ZM190 191V190H189ZM204 191V192H203ZM236 191V192H235ZM264 191V190H263ZM57 192V193H56ZM97 192V191H96ZM96 192H95V194L93 193V195H95L96 196ZM126 193H127V191H125ZM145 192V193H144ZM231 192H232V195H231ZM238 192V193H237ZM247 192H248V195H247ZM250 192V193H249ZM29 193V191H27V193L25 194L26 195V198H24L23 200L24 201H22L21 199H19L16 195H18V193L16 194H14L15 196H13V198H14V200H13V198H12V200H8V201H10L9 203H8V201L6 202V200L4 201V202H6V203H4V202H2V201H0V230H2V232H0V244L2 243H4V241H6V242H8V243H10L11 241V243L10 244H12V243H14V241H13V239H10V238H12L11 236H10V238H9V234H11V230L10 229H12L13 231H12V233L14 232H16V234L14 235V237L18 240V242L19 241H23L22 243H20L19 244V246H21V245H23V247H27V246H24V243H25V241L26 242H28L29 243V240H31L34 236H33V234H34V232L32 233V232H30L29 233V235H27V236H22V234H21V232H20V229H18V223L16 224V221L19 219V221H22V222H24V221H26L27 219H29V215L27 214V209H29L28 207H24V204H26V202H27V200H28V198H27V194ZM51 193V194H50ZM58 193H59V195H58ZM137 193V194H136ZM139 193H141V195L139 194ZM148 193V194H147ZM179 193V192H178ZM186 195H185V194ZM203 193V194H202ZM230 193V194H229ZM234 193H236L237 195H238V197H237V199H239V198H241V200L239 199V200H237L236 199V194H234ZM241 193V194H240ZM89 194H90V192H89ZM134 194V195H133ZM149 194H151V195H149ZM155 194V195H154ZM227 194V195H226ZM234 194V195H233ZM243 194H245V195H243ZM250 194H252V196L250 197ZM51 195H52V198H51ZM81 195H83V196H81ZM137 195V196H136ZM153 196V197H149V196ZM247 195V196H246ZM259 197H258V196ZM60 196V197H59ZM62 196H64L63 198H62ZM94 196V197H95ZM106 196L108 197V195H102V197H95V198H97V199H95L96 201L98 200V202L99 201H101V202H99L98 204L99 205H97L96 207H98L97 209H99V208H101L100 210L103 212H101L100 211V214H99V216L98 217H94V215H93V222H92V225H93V223H97V224H94V225H98V226H100L101 225V227L103 226L101 223L103 222V221H108V220H111L110 218L112 217V215L114 216H117V215H119L118 213H120L121 214V211L123 212V210H124V208L125 207H123L122 205H123V203H122V201L124 202L125 201V199H120V197H117L118 199H115V197H114V199H111V200H113L114 201V203H113V201L111 202H109L107 199H106ZM131 196V197H130ZM135 196V197H134ZM233 196H235V198L233 197ZM241 196V197H240ZM249 196V197H248ZM15 197H16V200H15ZM57 197V198H56ZM104 197V198H103ZM134 197V198H133ZM137 197H140L139 199L137 198ZM147 197H149V200L147 199ZM164 197V196H163ZM202 197V198H201ZM231 197V198H230ZM246 197V198H245ZM2 198V197H1ZM1 198H0V200H1ZM56 198V199H55ZM60 200H59V199ZM78 198H77V200H78ZM100 198H102V199H99ZM143 198H144V200H143ZM152 198V199H151ZM180 198V199H181ZM197 198V199H196ZM104 199V200H103ZM106 199V200H105ZM121 201H120V200ZM133 199H135V201L133 200ZM146 199V200H145ZM154 199V200H153ZM205 199V200H204ZM201 200V201H200ZM203 200V201H202ZM226 200V199H225ZM234 200V201H233ZM236 200V201H235ZM252 200V201H251ZM17 201V202H16ZM104 201V202H103ZM119 202V205H118V203L117 202ZM142 203H141V202ZM145 201V202H144ZM148 201V202H147ZM150 201H154V202H150ZM238 201V202H237ZM251 201V202H250ZM16 202V204H14V203ZM22 202H24V203H22ZM80 202H82V201H80ZM116 202V203H115ZM120 202L122 203V204H120ZM132 202V203H133ZM140 202V203H139ZM191 202V203H190ZM199 202V203H198ZM243 203V204H240V203ZM248 202V203H247ZM12 203V204H11ZM111 203V204H110ZM139 203V204H138ZM144 203V204H143ZM184 203H185V201H184ZM5 204V205H4ZM89 204V205H88ZM88 204H82L83 206H86V207H90V209H91V207H93L92 208V211L91 212H93V209L95 208V206H92V205H90V203H88ZM102 204V205H101ZM117 204V205H116ZM195 204V205H194ZM240 204V205H239ZM4 205V206H3ZM13 205V206H12ZM152 207H151V206ZM7 206V207H6ZM103 206V207H102ZM114 206V207H113ZM117 206V207H116ZM131 206H134V205H131ZM200 206V205H199ZM203 206V205H202ZM237 206H240L239 207V209H238V207ZM105 207V208H104ZM116 207V208H115ZM119 207H120V210H119ZM235 207V208H234ZM3 208V209H2ZM51 208H53L51 211H55V208L57 209V207H51ZM51 208H49L48 207V209H51ZM103 208V209H102ZM180 208V207H179ZM212 209H213V207H211ZM226 208V209H225ZM248 208V209H247ZM21 209V210H20ZM24 209H26V210H24ZM46 209H47V207H46ZM108 209H110V211L108 210ZM116 209H118V210H116ZM147 209H149V210H147ZM186 207H182V211H183V215L188 219V222L189 221H191V220H193L194 219V217H195V219L197 220V222H198V224L199 225H203V228L205 229V227H204V219H202L203 217L202 216H199L198 217V214H196V216H194V217H190L191 215H193V214H189L190 216H186V215H188V211L187 212H184V211H186ZM15 210V211H14ZM243 210H245V211H243ZM51 211H49L50 213H51ZM114 211H115V213H114ZM118 211V212H117ZM155 211H157V210H153L151 213H154ZM180 211H181V209H180ZM181 211V212H182ZM237 211V212H236ZM239 211H241V212H239ZM249 211V210H248ZM3 212V213H2ZM10 212H11V215H10ZM15 212V213H14ZM17 212H18V216H17V218L15 217L16 216V214H17ZM106 212H110L109 214H107V215H109V219H108V217H107V215L105 214ZM233 212V213H232ZM102 213V214H101ZM112 213H114V214H112ZM186 213V214H185ZM227 213V214H226ZM240 213V214H239ZM243 213V214H242ZM14 214H15V216H14ZM117 214V215H116ZM6 215H8V216H6ZM26 215V216H25ZM102 215H104V216H102ZM111 215V216H110ZM123 214H121V216H122ZM224 215V216H223ZM235 215V216H234ZM243 215V216H242ZM13 216H14V218H13ZM120 216V215H119ZM120 216V217H121ZM180 216V215H179ZM178 216V217H179ZM247 218H245V217ZM22 217V218H21ZM107 217V218H106ZM11 218V220H9ZM99 220H98V219ZM102 220H101V219ZM191 218V219H190ZM201 218V219H200ZM30 219H32V218H30ZM96 219V220H95ZM107 219V220H106ZM194 219V220H195ZM242 219V220H241ZM9 220V221H8ZM239 221V223H237ZM11 222H12V224H11ZM13 222H14V224L15 225H13ZM99 222V223H98ZM185 222V221H184ZM244 222V223H243ZM246 222V223H245ZM237 223V224H236ZM6 224H7V226H6ZM9 224H11V225H9ZM231 224V225H230ZM247 224V225H246ZM9 225V226H8ZM17 225V226H16ZM223 225H225V226H223ZM241 225V226H240ZM244 225V226H243ZM250 225H252V226H250ZM11 226H12V228H11ZM231 226V227H230ZM235 226V227H234ZM237 226V227H236ZM254 226H255V224H254ZM176 227V226H175ZM222 227L223 229H220V228ZM236 228V229H235ZM8 231L9 230V233L8 232H6V230ZM16 229H18V230H16ZM173 229V231H171ZM175 228H170L169 229V231H171V232H173V233H178L179 232V234H180V232H182L183 231V228H180V227H176V231L174 230ZM179 231H178V230ZM181 229H182V231H181ZM226 229V230H225ZM248 229V228H247ZM162 231V230H161ZM226 231V232H225ZM229 231V232H228ZM235 231H236V233H235ZM219 232V233H218ZM222 232H224V233H222ZM232 232H234L233 234H232ZM3 233H5V235L6 236H4V234ZM8 233V234H7ZM18 233H19V235H18ZM218 233V234H217ZM3 234V235H2ZM21 235V236H20ZM185 235V234H184ZM20 236V237H19ZM230 236V237H229ZM24 237V238H23ZM27 237V238H26ZM193 237V236H192ZM6 239V240H5ZM8 239V240H7ZM69 239H72V237L71 238H69ZM68 239V240H69ZM68 240H66V244L68 243ZM38 241H39V239H36V241H34L33 243H38ZM165 242V241H164ZM167 242V241H166ZM165 242V243H166ZM43 243V244H42ZM39 245L40 244H42L41 246H38V247H43V248H46L47 247V244H46V242L43 240L42 242H40V243H38ZM46 244V245H45ZM12 245H16V247H17V245H18V243L17 244H12ZM43 245H45V246H43ZM70 246H72L71 244H69ZM19 246L17 247V248H19ZM40 250V249H39ZM23 251V250H22ZM26 252H22L23 253V255H24V253L25 254H27V253H29V252H31L30 250H25ZM21 253V254H22ZM38 253V252H37ZM39 255H40V253H39ZM246 256L247 257H249L250 258V256L249 255H247L246 254ZM26 257H28V256H26ZM25 257V258H26ZM5 261L6 260H4L3 261V259L1 260V258H0V264H8V263H15V262H7V263H5ZM16 261V260H15ZM25 262H19V264H29V262H30V260L29 259H27V260H24ZM51 264L53 263V262H51V260L49 261ZM17 263V262H16ZM18 264V263H17ZM40 264H42V262L40 263ZM44 264V263H43Z\"/></svg>",
  "mask_w": 264,
  "mask_h": 264
}]
</instances>
